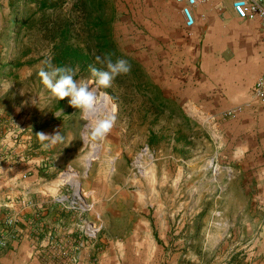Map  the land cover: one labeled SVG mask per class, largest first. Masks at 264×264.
<instances>
[{
  "label": "rangeland",
  "instance_id": "1",
  "mask_svg": "<svg viewBox=\"0 0 264 264\" xmlns=\"http://www.w3.org/2000/svg\"><path fill=\"white\" fill-rule=\"evenodd\" d=\"M73 3L0 0V247L23 243L36 264H264V99L203 106L174 1L102 0L112 58L131 71L100 89L110 133L83 138L88 121L38 75L61 22L67 42L110 53ZM65 66L95 87L90 67ZM57 130L46 149L36 133Z\"/></svg>",
  "mask_w": 264,
  "mask_h": 264
},
{
  "label": "crops",
  "instance_id": "2",
  "mask_svg": "<svg viewBox=\"0 0 264 264\" xmlns=\"http://www.w3.org/2000/svg\"><path fill=\"white\" fill-rule=\"evenodd\" d=\"M173 1L178 17L175 27L193 34V46L197 41L195 55L199 57L202 72L196 83L195 76L190 83L201 94L198 98L207 96L201 100L203 106L224 108L233 101L252 102L254 82L264 69V27L260 21L236 16L231 0H210L194 7L195 23L187 27L180 3ZM198 98L195 101L199 103ZM27 253L23 243L8 242L0 247V264H36L27 258Z\"/></svg>",
  "mask_w": 264,
  "mask_h": 264
},
{
  "label": "clouds",
  "instance_id": "3",
  "mask_svg": "<svg viewBox=\"0 0 264 264\" xmlns=\"http://www.w3.org/2000/svg\"><path fill=\"white\" fill-rule=\"evenodd\" d=\"M112 57V53L95 56V61L102 65L101 68L90 66L95 87H90L91 84L87 81L75 79L78 69L54 65L51 58L42 61L44 66L38 71V75L43 85L49 90L51 98L58 101L70 98L68 100L69 105L78 109L82 119L88 121V124L85 125L86 131L82 136L94 143L102 141L110 133L116 121L113 113L104 110L107 94L101 93L100 89L111 87L116 77L127 75L131 71V65L126 59L117 58L113 60ZM31 103L36 105L37 99L31 98ZM36 136L46 149L64 141L59 130L54 134L39 132L36 133Z\"/></svg>",
  "mask_w": 264,
  "mask_h": 264
},
{
  "label": "trees",
  "instance_id": "4",
  "mask_svg": "<svg viewBox=\"0 0 264 264\" xmlns=\"http://www.w3.org/2000/svg\"><path fill=\"white\" fill-rule=\"evenodd\" d=\"M34 2L39 9L53 8L60 6L64 0H31ZM92 1V2H90ZM90 2L91 7H87V3ZM74 8L80 6L83 7L88 16L95 15L91 22H86L87 27L90 30L95 31V39L97 42H103V48H106L110 53L112 51V45L107 39L106 31H104V22L101 21L102 12V0H74ZM47 25V24H46ZM71 26L69 23L61 22L52 32L51 37H57V40L53 44L54 62L57 66H65L67 63L69 65H74L77 63L80 69H85L86 67L94 66L96 67L98 63L95 61V56L91 53L88 48L80 47L78 45H73L67 42V36L70 32ZM98 31L96 32V30ZM44 31H47V26ZM49 31V30H48Z\"/></svg>",
  "mask_w": 264,
  "mask_h": 264
},
{
  "label": "built area",
  "instance_id": "5",
  "mask_svg": "<svg viewBox=\"0 0 264 264\" xmlns=\"http://www.w3.org/2000/svg\"><path fill=\"white\" fill-rule=\"evenodd\" d=\"M180 3V12L187 27L194 25L196 17L194 7L200 2H209L210 0H176ZM233 12L239 18H257L264 27V0H231ZM254 97L264 99V69L255 80L252 90ZM2 237L0 245H5L6 240Z\"/></svg>",
  "mask_w": 264,
  "mask_h": 264
}]
</instances>
